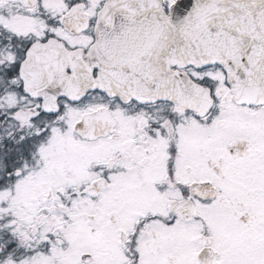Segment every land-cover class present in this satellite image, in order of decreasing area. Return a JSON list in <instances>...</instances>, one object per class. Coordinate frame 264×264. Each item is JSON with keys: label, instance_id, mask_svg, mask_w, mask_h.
Listing matches in <instances>:
<instances>
[{"label": "snow or ice", "instance_id": "snow-or-ice-1", "mask_svg": "<svg viewBox=\"0 0 264 264\" xmlns=\"http://www.w3.org/2000/svg\"><path fill=\"white\" fill-rule=\"evenodd\" d=\"M0 264H264V0H0Z\"/></svg>", "mask_w": 264, "mask_h": 264}]
</instances>
